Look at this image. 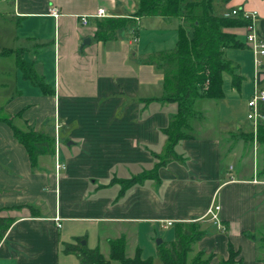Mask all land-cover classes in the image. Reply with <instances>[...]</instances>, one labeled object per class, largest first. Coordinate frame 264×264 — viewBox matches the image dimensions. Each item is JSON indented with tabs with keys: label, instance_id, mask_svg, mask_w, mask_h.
<instances>
[{
	"label": "crops",
	"instance_id": "1",
	"mask_svg": "<svg viewBox=\"0 0 264 264\" xmlns=\"http://www.w3.org/2000/svg\"><path fill=\"white\" fill-rule=\"evenodd\" d=\"M215 2L220 15L234 9L257 12L264 36V1ZM4 3L12 5L13 14L1 13V18L15 17L17 23L0 58L16 57V62L12 72H2L12 81L0 84V119L48 133L55 142L59 136L66 169L56 175L54 156H42L32 167L10 125L0 122V210L16 219L0 243V264H80L64 251L76 238L89 247L92 234L109 245L122 236L128 240L129 232L134 238L145 224L167 230L185 222L210 226L208 212L218 204L217 194L225 231L212 227L196 250L215 255L216 264L228 258L232 244L243 264H262L256 241L247 233L264 234V182L257 179V161L254 168L243 127L219 111L223 99L203 102L205 120L196 126L197 138L176 147L183 161L162 167L159 181L135 180L160 162L168 145L163 130L178 112L176 103L162 101L163 72L148 60L175 48L180 21L143 17L116 40L97 42L95 19L84 26L81 18L101 9L109 18H131L139 0ZM51 8L60 12L58 19ZM233 32L245 44L246 29ZM8 34L0 30L1 37ZM86 39L91 44L83 47ZM232 50L226 51L227 59ZM20 59L32 65L43 87L26 78ZM258 81L264 89L260 70Z\"/></svg>",
	"mask_w": 264,
	"mask_h": 264
},
{
	"label": "trees",
	"instance_id": "2",
	"mask_svg": "<svg viewBox=\"0 0 264 264\" xmlns=\"http://www.w3.org/2000/svg\"><path fill=\"white\" fill-rule=\"evenodd\" d=\"M215 0H139V9L131 18L95 19L97 42L116 40L124 30L136 27L137 19L143 17L177 19L180 21L178 41L174 49L159 53L148 60L156 64L164 75L166 96L162 101L176 103L177 114L170 120L168 127L163 130L168 145L166 152L160 157V162L154 170L145 173L136 182L145 179L159 181V170L173 161H183L176 152L177 145L186 140L197 138L196 126L205 120L202 109L204 101H221L224 98V75L232 77V87L240 90L244 77L237 73L235 66L225 56L229 49H243L246 43L240 41L236 29L246 28L249 22L243 14L233 18L217 14ZM230 12V11H229ZM228 13V12H227ZM27 79L37 86L43 87L41 79L28 62H18ZM261 116L256 137L251 133L247 138L242 137L250 146L254 144L261 149L257 160V179L264 182V104L261 106ZM10 125L15 139L27 150L32 167L38 166L42 156H54L55 139L48 133L23 130L8 118L0 119ZM253 145V146H254ZM31 209V208H30ZM0 210V243L16 221ZM214 224L205 226L199 222H185L174 225V239L168 244L159 246L158 256L163 264H213L215 255L194 249L214 228ZM225 228V225H223ZM212 228V229H213ZM225 231V229H224ZM220 230V232H224ZM247 235V234H246ZM248 237L256 241L257 247L264 249V235L249 233ZM84 238H76L73 243H66V254H74L80 264H111L118 261L121 264H153L152 259H145L141 249L135 257L126 254L127 239L122 236L110 240V254L107 259L99 248L91 249L83 246ZM229 256L216 264H243L241 252L232 244L228 247ZM195 253L190 259V254Z\"/></svg>",
	"mask_w": 264,
	"mask_h": 264
},
{
	"label": "rangeland",
	"instance_id": "3",
	"mask_svg": "<svg viewBox=\"0 0 264 264\" xmlns=\"http://www.w3.org/2000/svg\"><path fill=\"white\" fill-rule=\"evenodd\" d=\"M261 1H264V0H261ZM1 13H6V14L12 13L13 14L12 5L10 3H4L0 0V14ZM4 18H1V15H0V30H3L5 33L8 32L9 34L6 37L0 36V48L2 47V45H4L3 43L5 39H7V43H8L6 45H9L12 43V40L10 39V33L12 30L15 29L16 23H17V19L15 17L13 18L8 17L7 19H4ZM53 49L54 48H52V51ZM228 59L235 66H237L238 68L237 73L241 75L242 77H244L245 80L243 81L241 89L236 90L232 87V77L227 74L224 75L225 76L224 77L225 79L224 98L220 102L219 111L222 112V116L225 117V119L226 117H228V119L232 118L236 121L237 125H241L243 127V130L241 131L242 132L241 136L244 138L245 137L247 138L248 136H250L251 133H254L253 132L254 128L252 126V123L248 120V115L250 111L248 107V102L251 99L253 92H254V87H253V78L255 74L254 59L249 49H245V50L234 49L228 53ZM261 60H262V67H260V72L264 73V58H262ZM15 62H16V57L0 58V69L3 68L0 70V84L1 82H4V81H7V82L12 81V79H10L11 77L8 78L6 76L7 78H5L4 76H2V72L3 71H7L9 73L12 72L13 71L12 69H14V66H15ZM46 67L48 71H52L53 64H52L51 59H47ZM41 68L42 66L40 67V69ZM1 101L2 100H0V102ZM18 122L19 121L16 120V123ZM231 125L232 127H235L234 124H231ZM234 133H237V131H235ZM256 135L254 134L255 137ZM253 145L254 144L252 145L250 144V148L253 151L254 168H255V162L259 158L261 149ZM244 163L245 161L243 160L241 165H243ZM215 198H218L217 202L219 204L220 200H219L218 194ZM209 220H210L208 221L209 225L214 222L212 218H210ZM214 228L217 229L216 226H214ZM262 234H263L262 232H259L257 236L260 237ZM113 235L114 234H112L111 237H115ZM128 235L130 236V238L127 240L126 254L129 258L134 257L135 255L134 247L137 248L139 246L138 248L141 249L143 258L152 259L153 264H163L158 256L159 246L157 242L158 240H162L164 244H168L172 242L174 239L175 231H174V228H169V230H167L161 227L160 225L145 224L141 228H137V232H135L134 234L135 239L131 237L132 235L131 232H129ZM107 237L109 236L107 235ZM83 241L84 240H82L81 243ZM197 245L196 247H194V249H197ZM108 246L109 245L105 241L99 240L97 235L92 234L89 236V247L99 248L101 250V253L104 254V256L107 259H109V253L107 252L109 251ZM259 253H260V257H259ZM259 253L257 256L258 260L260 261L262 260V264H264V249L260 248ZM194 255L195 253H191L190 259H192ZM111 264H121V263L118 261H111Z\"/></svg>",
	"mask_w": 264,
	"mask_h": 264
},
{
	"label": "built area",
	"instance_id": "4",
	"mask_svg": "<svg viewBox=\"0 0 264 264\" xmlns=\"http://www.w3.org/2000/svg\"><path fill=\"white\" fill-rule=\"evenodd\" d=\"M2 2H10L18 0H1ZM240 13L243 14V18H245L249 24L245 28L246 29V35H245V43L251 50L254 56V65H255V81H254V92L251 97V99L248 102L249 107V115L248 120L252 123V126L254 128L253 132L256 135L257 130L259 127L261 116V106L264 104V89L262 88L261 84L258 81V75L260 67H262V58H264V37L259 33L257 28V21L259 19V15L257 12H244L241 9H234L230 12L225 14V17L227 18H233L238 16ZM50 14L54 18L58 19L60 17V12L57 8H51ZM103 18H109V16L106 14V11L104 9L99 10L94 15L89 16H83L81 18V22L84 26L88 25L89 20L91 19H103ZM59 130V126L57 127ZM60 140L59 136L56 137L55 142V149H54V160H55V173L57 176L61 174L62 171L66 169V164L61 160V152H60ZM233 180V179H232ZM220 212H221V206L220 204L213 203L211 209L208 212V217L212 218L214 221L215 226L219 229L224 231V226L221 222L220 218ZM57 222H60V219H56ZM61 227V225H58ZM169 226H172V224H169ZM164 228H168V226H165Z\"/></svg>",
	"mask_w": 264,
	"mask_h": 264
},
{
	"label": "water",
	"instance_id": "5",
	"mask_svg": "<svg viewBox=\"0 0 264 264\" xmlns=\"http://www.w3.org/2000/svg\"><path fill=\"white\" fill-rule=\"evenodd\" d=\"M90 44H91V40H90V39H86V40L84 41V43H83V47H85V46H89ZM162 243H163L162 240H158V242H157L158 246H161ZM81 244H82L83 246H85L87 243H86V241H83Z\"/></svg>",
	"mask_w": 264,
	"mask_h": 264
}]
</instances>
